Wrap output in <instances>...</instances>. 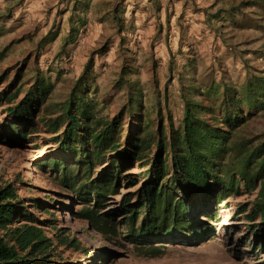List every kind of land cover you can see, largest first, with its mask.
<instances>
[{
    "label": "rangeland",
    "instance_id": "obj_1",
    "mask_svg": "<svg viewBox=\"0 0 264 264\" xmlns=\"http://www.w3.org/2000/svg\"><path fill=\"white\" fill-rule=\"evenodd\" d=\"M36 1L0 0V187L12 184L16 188L25 209L36 220L32 225L54 243L51 264H264L260 222L246 218L257 192L249 194L242 186L216 192L218 198L206 206L202 197L197 198L192 211L201 226L208 227L204 242L193 246L169 244L161 256L152 258L140 256L123 235L105 240L79 216L85 203L95 204V193L80 200L75 192L62 187L58 174L50 168L52 160L65 159L73 165L76 155L63 152L56 136L45 127L46 121L57 118L89 66L88 93L96 104L98 118L111 121L124 108L129 109L131 101L134 107L141 106L133 115L126 112L123 143L130 127L134 125L137 130L141 122L157 133L161 125L168 130L171 117L179 128L186 94L209 107L228 86L239 92L243 106L247 82L264 84V32L223 33L224 37L216 33L220 40L217 43L214 39V44L205 36L197 38L188 33H114L131 29L130 16L124 0H118V6L103 0L88 7L91 24L97 26L101 18L105 19L106 30L113 33H88L89 29L80 33L85 27L82 23L78 33H60L64 12L58 9L55 15L51 7L34 8ZM137 4L135 8L141 10ZM244 5V10L250 9L245 13L246 21L250 15L259 16L252 0ZM104 10H109L106 15ZM262 10L264 14V7ZM112 17L118 20V29ZM41 80L53 86L41 112L32 122H15L8 109ZM15 94L16 100H10ZM246 117L234 143L251 149L264 143V108L246 113ZM150 142L147 153L153 156L155 134ZM105 159L104 165L95 166L92 179L112 164V156ZM76 171L74 168L73 173ZM140 171L136 167L130 173ZM134 190L123 185L112 188L99 204L100 209L123 221L124 216L117 213L120 201ZM3 234L0 230V236ZM61 239H76L80 248L60 243Z\"/></svg>",
    "mask_w": 264,
    "mask_h": 264
},
{
    "label": "trees",
    "instance_id": "obj_2",
    "mask_svg": "<svg viewBox=\"0 0 264 264\" xmlns=\"http://www.w3.org/2000/svg\"><path fill=\"white\" fill-rule=\"evenodd\" d=\"M90 69L87 67L57 118L46 121L45 127L56 136L63 152L76 155L73 165L65 159L50 161L62 187L83 201L90 192L95 193V204L85 203L79 211L94 231L108 241L123 235L140 256L159 257L169 244L193 246L204 242L208 227H202L192 211L197 198L202 197L206 206L218 198L216 192L242 186L249 194L257 192L246 218L259 221L264 233V143L251 149L234 143L238 129L248 119L246 113L264 108V84L247 82L243 106L239 92H232L228 86L209 107L186 94L179 128L171 117L168 130L161 125L157 133L141 122L137 130L134 125L130 127L123 143L126 112L133 115L141 106L134 107L131 101L129 109L124 108L111 121L98 118L96 104L88 93ZM52 89L46 81H39L8 109L12 119L17 123L34 121ZM17 95L10 100H16ZM154 134L157 145L151 156L147 151ZM108 155L112 164L92 179L95 166L104 165ZM136 167L140 173H130ZM122 185L135 190L122 197L117 213L124 218L118 222L110 213H103L99 204L112 188ZM34 222L16 188L12 184L0 187V230L4 231L0 236V264H51L54 243L32 225ZM255 232L259 235L258 230ZM60 243L80 248L76 239H61Z\"/></svg>",
    "mask_w": 264,
    "mask_h": 264
},
{
    "label": "crops",
    "instance_id": "obj_3",
    "mask_svg": "<svg viewBox=\"0 0 264 264\" xmlns=\"http://www.w3.org/2000/svg\"><path fill=\"white\" fill-rule=\"evenodd\" d=\"M107 4L112 5L118 0H105ZM246 0H124L127 16H130V30L121 31L117 27V19L111 18L118 30L114 33H172L179 36L180 33H188L192 37H207L212 41L218 36L224 37L223 33H263L264 32V14L263 0H252L253 8L258 15H250L245 20V13L250 9L244 10ZM103 0H37L34 8L46 9L51 7L50 12L58 9L64 12L62 17V28L60 33H76L80 30V23L85 27L80 30L89 29L88 33H113L107 31L104 20H99L97 26L91 24L92 11L88 12V7L93 6ZM141 6V10L135 8ZM251 5L247 6L250 7ZM259 8V9H256ZM109 10H104L103 14ZM244 12V13H243ZM52 14V13H51ZM113 15V13L111 14ZM117 15V14H115ZM102 16V15H101ZM55 18V17H54ZM109 19L108 17H105ZM81 24V25H82ZM248 24V25H244ZM78 27V28H77ZM220 40V39H219ZM211 43V44H212Z\"/></svg>",
    "mask_w": 264,
    "mask_h": 264
}]
</instances>
